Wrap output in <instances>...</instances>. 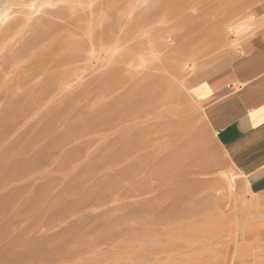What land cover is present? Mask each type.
<instances>
[{"label": "rangeland", "instance_id": "obj_1", "mask_svg": "<svg viewBox=\"0 0 264 264\" xmlns=\"http://www.w3.org/2000/svg\"><path fill=\"white\" fill-rule=\"evenodd\" d=\"M263 2L0 0V264H264L198 86Z\"/></svg>", "mask_w": 264, "mask_h": 264}, {"label": "crops", "instance_id": "obj_2", "mask_svg": "<svg viewBox=\"0 0 264 264\" xmlns=\"http://www.w3.org/2000/svg\"><path fill=\"white\" fill-rule=\"evenodd\" d=\"M253 10L258 14L239 17L230 25L245 47L241 67L225 69L198 86L206 91L199 101L226 161L264 206V2Z\"/></svg>", "mask_w": 264, "mask_h": 264}, {"label": "bare ground", "instance_id": "obj_3", "mask_svg": "<svg viewBox=\"0 0 264 264\" xmlns=\"http://www.w3.org/2000/svg\"><path fill=\"white\" fill-rule=\"evenodd\" d=\"M229 187V186H228Z\"/></svg>", "mask_w": 264, "mask_h": 264}]
</instances>
